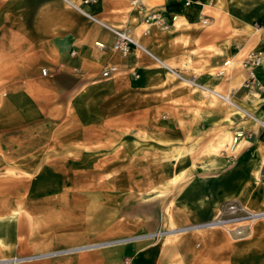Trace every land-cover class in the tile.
Segmentation results:
<instances>
[{
  "label": "crops",
  "instance_id": "crops-1",
  "mask_svg": "<svg viewBox=\"0 0 264 264\" xmlns=\"http://www.w3.org/2000/svg\"><path fill=\"white\" fill-rule=\"evenodd\" d=\"M137 1L143 9L133 0H97L88 4L84 0H0L1 149L15 145L16 140H11L14 132L42 131L43 116L66 115L69 103L74 100H104V94L92 96L99 86L125 82L148 88L143 111L134 105L132 97L130 104L117 106L114 111L107 110L105 105L99 106L96 114L105 120L111 116L122 127L136 128L146 137L148 146H160L173 162H200L206 155L204 149L216 144L225 134L231 137L237 128L260 134V122H264V89L254 93L243 84L247 76L245 68L240 69L242 79L235 88L234 71L211 73L210 69L224 67L227 59L238 61L247 47L248 50L264 48V0H194L189 5L183 0ZM211 8L214 14L208 13ZM152 9L161 10L170 26L152 25L149 34L138 37L136 33L143 32L144 23L149 24L147 13ZM90 15L128 29L171 67L190 72L187 78L192 77L194 66L204 65L207 72L194 79L200 85L169 78L166 70L139 50L134 49L127 57L112 51V31ZM206 17L209 22L203 24ZM96 41H103L108 48H99ZM208 46L223 52L209 53ZM188 60L190 67L185 68ZM108 62H117L122 68L116 76L104 78L101 70ZM58 66L63 71L52 74ZM131 66H136L139 78L134 77ZM42 67L49 68L51 73L43 75ZM259 75L264 84V69ZM161 85V90L155 89ZM204 85L228 91L238 107L211 99L203 93ZM136 91L132 92L137 94ZM33 120L37 122L30 125L32 130L28 129L26 124ZM258 138L243 141L241 149L256 144ZM35 142L37 147L44 146L42 140ZM16 145L25 148L27 143L19 139ZM178 150L184 154L175 161L173 154ZM230 154L220 149L221 157H214L217 168L212 170L216 173L210 176H218L216 185L209 184L195 191L196 183L189 182L193 177L188 182L184 179L177 183L178 187L185 184L174 204L170 203L171 198L166 199L167 195L155 196L152 192L155 187H151L149 199L137 205L130 225L114 217L103 218L98 223L95 217L77 222L73 215L54 214L52 204L46 205L45 210L40 209L39 200L22 205L19 199V210L12 202L0 201V257L12 253H44L19 264H235V252L231 249L234 244L224 233L198 234L183 228V223L213 219L221 201L240 195L229 182L239 168L231 165L236 155ZM4 158L5 155L0 157V163L5 162ZM244 159L242 156L238 162ZM184 168L187 170L190 166ZM5 171L0 172L1 178L7 177ZM4 194V188L0 189V196ZM44 196L42 205L51 195ZM97 206L93 209L97 208L101 219L106 209L101 203ZM171 209L174 211L171 215L180 223L174 224L172 232L158 236L161 227L170 226L167 215L170 217ZM128 229L137 235L118 238ZM79 245L88 246L47 252Z\"/></svg>",
  "mask_w": 264,
  "mask_h": 264
},
{
  "label": "rangeland",
  "instance_id": "rangeland-1",
  "mask_svg": "<svg viewBox=\"0 0 264 264\" xmlns=\"http://www.w3.org/2000/svg\"><path fill=\"white\" fill-rule=\"evenodd\" d=\"M214 12L213 8L208 10L210 14H214ZM216 13L218 14V12ZM254 24L258 26V22ZM142 33L149 34L150 28L147 33L144 28L143 32L136 33V35L140 37ZM140 42L153 52L142 39ZM207 49L209 53L223 52V50L213 46H208ZM249 50L247 47L242 51L238 61L227 59L228 63L224 65V70L214 69L215 73L220 71L230 74L234 71L235 77L240 69H244L242 59ZM141 52L147 55L160 69L166 70L169 78L184 81L188 77L187 75L191 74L188 71H182L180 68L165 66L154 57ZM153 53L159 57L155 52ZM199 67L206 68L204 65ZM192 70L191 78L194 83L199 84L194 79H197L201 73H206L207 70L199 73L195 72L194 69ZM159 75L162 76L163 74ZM132 87L137 88V94L132 92L136 91ZM160 88L162 85L155 89L161 90ZM216 89L226 95L229 94L223 89ZM147 91L148 88H140L139 83L131 86L129 82L101 85L92 96L104 94V100H94L93 98L90 101L74 100L69 103L66 115L43 116L44 128L42 131L36 132L30 128V125L33 126L39 121L38 119L26 124L28 129L32 130L31 132L27 130L26 134L12 133L11 140H16L15 145L8 149L0 148V157L5 155V162L0 163V172H4L5 169L7 170V172L5 171L6 174H8L4 178L0 176V189L4 188L6 192L0 196L1 203L8 202L11 204L12 202V206L19 210V199L22 205L25 202L29 205L30 202L39 200L40 209L45 210L46 205L52 204L51 210H54V214L73 215L72 217L77 222L87 221L91 217H95L94 219L98 223L103 218L111 220L114 217L124 224L130 225L135 218L137 205L141 201L149 199L150 188L157 186L160 188L164 186L163 184L168 185L169 178L172 174L175 175L177 170L190 166L187 169V176L185 175L180 181L185 179L184 181L188 182V179L193 177L189 182L196 183L195 191L200 188L203 189L209 184L216 185L218 183L216 177L218 176H210V173H216L215 170H212L217 168L214 157L220 156L219 153L222 148L218 149L217 152H210L209 148L204 149L203 153H206V158H202L203 160L200 162L188 163L186 160L176 163L169 159L170 156L167 157L169 154L164 153L160 146H148L146 137L141 136L136 128L130 129L128 126V130L127 127H122L117 123L115 118L110 116L105 120L96 114L99 106L105 105L107 110L114 111L117 106L130 104L132 97L134 105L137 104L139 110L143 111L142 107L148 97ZM203 93L208 95L205 89H203ZM211 99L233 106L223 98L211 96ZM19 139L21 143H27L25 148L17 147L16 144ZM35 140L44 141V146L37 147ZM241 148L242 144L236 152H229L231 153L230 156L236 155L235 161L233 160L231 165L234 164L235 168L239 167L233 172V178L229 182L233 183L232 189L240 195H234L221 201L214 218L222 204L227 201H236L255 213L250 223L252 230L244 233L243 236L235 231L229 233L219 226H207L206 223L212 219L203 223H183L185 224L183 228L198 234H206L210 231L222 232L234 244L231 249L235 252V264H264V138L259 137L256 144H251L244 149ZM207 154L210 155V158ZM242 156L245 159L238 162ZM177 183L174 186L169 185L165 195L161 196L167 195L166 199L171 198V204L175 203L174 199L178 191L185 184L183 183L178 187ZM57 193H62V195H56ZM44 194L51 196H49L48 202L42 205L41 199ZM99 203L103 205L104 210L106 209L104 216L102 213L101 219H99L97 208L93 209L98 207ZM170 211H172L171 214L174 213L172 209ZM44 214L46 213L44 212ZM171 214L170 217L167 215L170 226L167 224L161 227L158 230V236L168 233L170 230L172 232V227H175L178 222L175 215ZM236 226L237 224L231 225V227ZM134 235L137 233L128 229L118 238ZM244 242H246L245 246ZM82 246L88 245L60 247L47 252L59 253L83 248ZM41 254L44 253H12L1 256L0 264H19L22 261L33 260Z\"/></svg>",
  "mask_w": 264,
  "mask_h": 264
},
{
  "label": "built area",
  "instance_id": "built-area-1",
  "mask_svg": "<svg viewBox=\"0 0 264 264\" xmlns=\"http://www.w3.org/2000/svg\"><path fill=\"white\" fill-rule=\"evenodd\" d=\"M97 0H84L85 4L95 2ZM164 2H169L172 0H163ZM185 4L189 5L194 0H183ZM133 3L137 5V7L141 10L143 9V5L139 4L137 0H133ZM89 14V13H87ZM93 20L98 21L108 27L113 35L114 42L110 47L112 51L120 53L122 56H129L133 52V50H139L147 53L148 55L155 58V54L151 52L147 47H145L140 40L133 35L128 29L114 26L105 23L104 21L98 19L97 17L90 15ZM176 16H173V20H175ZM208 17L202 20L203 24L208 23ZM147 22L149 23V27L145 29L147 33L149 31L150 26L157 25L162 28H168L170 26V22L165 17L164 13L161 10H150L147 13ZM96 45L101 49H107L108 46L103 41H96ZM74 51L72 52V54ZM153 53L155 56H153ZM156 59V58H155ZM242 65L247 70V76L244 80V85L250 89L251 92L258 93L259 90L264 89V84L259 75V71L264 69V48H256L250 49L247 53H245L242 59ZM122 65L117 62H108L104 64L101 70V75L104 78H111L120 73ZM130 70L135 78L140 77V73L136 69V66H131ZM42 74L49 75L51 70L47 67H42ZM63 71L62 66L56 67L52 74L56 75ZM227 99H224L227 103L238 107L230 94L227 95ZM261 131L260 134L253 131H246L243 128H237L234 130L230 140L222 147L221 152H236L243 141L252 140L253 138L260 137L264 138V122H260ZM253 216L255 213L245 207L244 205L236 202V201H227L222 204L218 208L217 215L210 222L206 223L207 226H212L215 223L219 224V227L224 228L229 233L235 231L237 234L243 236L244 233L252 230L251 221L253 220ZM232 224H237L236 227H231ZM21 260V259H20ZM24 260V259H22Z\"/></svg>",
  "mask_w": 264,
  "mask_h": 264
},
{
  "label": "bare ground",
  "instance_id": "bare-ground-1",
  "mask_svg": "<svg viewBox=\"0 0 264 264\" xmlns=\"http://www.w3.org/2000/svg\"><path fill=\"white\" fill-rule=\"evenodd\" d=\"M70 2H71V1H70ZM72 2H74V6L78 7L79 9H81V11H83V12L86 11L84 8L80 7L79 4L76 3L75 1H72ZM72 2H71V3H72ZM86 13H87V12H86ZM143 27H145V29H147V28L149 27V24L144 23V26H143ZM140 32H141V31H140ZM140 32H139L138 34H140ZM151 54H152L153 56H155L153 53H151ZM155 58L159 61V63H161V64H163V65H165V66H168V67H170V68H173V67H171L167 62H165L164 60L160 59L159 57L155 56ZM189 63H190V60L186 61L185 64H184V67H185V68H189V67H190V66H189ZM192 69H194L195 72H197V73H199V72H204V71L206 70V68H201V67H199V66H194ZM214 69H215V68H212V69H211V72H212V73H215ZM223 69H224V67H222V66L219 68L220 71H223ZM241 79H242V76H241V73L239 72L238 74H236V76H235V78H234V80H233V82H232L233 88H235V87L238 86V84H239V82L241 81ZM184 82H185V83H188V84H192V83H194V81H193L192 78L184 79ZM197 85H199V84H197ZM204 88H205L206 93H207L209 96H212V97H215V98L219 97V98H223V99H227V97H228L226 94L222 93L220 90H218V89H216V88H211V87H208V86H204ZM233 104H236V102L233 103ZM243 121H244V120H243ZM259 121H260V120H259ZM224 132H225V131H224ZM229 140H230V137H229L228 135H226V134L223 135V136L221 137V139H219L218 141H216V142H217L216 144L213 143L214 145H211V146L209 147V151H210V152H215V151L217 152L218 149L222 148V147L227 143V141H229ZM183 154H184L183 151L178 150L177 152H175V153L173 154V157H174L175 160H179L180 157L183 156ZM84 171H85V170H84ZM76 173H77V172H76ZM186 173H187V170H186L185 168L179 170L175 175H173V176L170 178L169 184L172 185V186H174L178 181H180L181 179L184 178V176L186 175ZM98 174H99V173H98ZM92 177H93V176H92ZM167 190H168V185H164V186H162V187H160V188H158V187L153 188L152 192L155 194V196L161 197V196H164V195H165V192H166ZM170 214H171V213H170ZM212 226H219V224H218V223H215V224L212 225Z\"/></svg>",
  "mask_w": 264,
  "mask_h": 264
}]
</instances>
